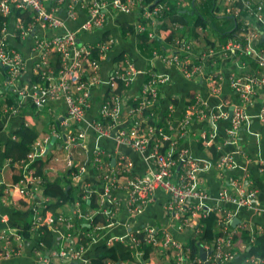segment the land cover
Wrapping results in <instances>:
<instances>
[{"label":"built area","instance_id":"obj_1","mask_svg":"<svg viewBox=\"0 0 264 264\" xmlns=\"http://www.w3.org/2000/svg\"><path fill=\"white\" fill-rule=\"evenodd\" d=\"M211 1V0H210ZM77 0H0V14L11 17L18 9L30 10V21L24 25L21 19H15L12 33L20 37H26L34 33L36 29L50 30L48 36L34 35L31 52L35 56L32 72L35 75V83L31 88H25L20 82L21 73L25 67L22 54L8 43L9 35L7 21L0 28V66H6V85L16 96L14 103H7L4 98L0 99V116L17 113L25 103H32L35 108L42 109L50 101H62L65 106V116L60 124L66 129L64 134L67 144L78 141L84 145L87 133L94 135V144L91 147V167L100 173V198L98 208L74 209L72 212L84 219L90 226L92 216L101 211L105 222H96L91 228L83 231L89 237L86 244H78L72 239V233L61 231V227L70 228L72 218L61 215L41 218L36 214L31 221V229L35 230L39 225H48L52 230L62 233L64 243L58 248L45 249L38 242L37 254L41 264H52L56 259L64 262L78 261V264H91V258L84 255L89 243L97 240L99 230L111 226L117 220L118 200L117 192L124 194L123 202L130 216H136L152 201L155 200L156 192L161 190L166 194L164 209L169 221L177 231H188L190 235H197L201 228L198 221L209 212L216 215L215 237L200 246L206 251L205 259L199 254H192L186 241L172 236L168 231L154 225H144L134 231L120 235H112L101 242L111 243L120 241L134 250L136 256H140L138 247L141 240L158 246L165 253L169 263L164 264H218L231 260L235 251V229L230 228L231 221L240 208L256 211L255 203L257 188L246 189L248 184L247 174L239 176H225L224 172L237 167L235 156L240 155L246 161V151L239 146L238 136L242 124L247 120V107L255 98L264 95V0H212L210 3V17L212 19L232 18L236 31L235 37H230L223 42H213L206 49L197 51L194 60L191 53V42L184 38H173L175 50L168 57L159 55L169 64L174 65L184 77L192 78L200 75L204 78L206 86L216 92L221 87V81L228 80L234 100L230 102L232 113L227 127V143L234 145L233 150L220 152L211 163L194 157L186 147L180 146L179 142L189 130L191 117L206 115L204 110L205 100L195 95L194 103L187 106L186 112L176 120L174 130L165 133V125L156 126L149 123L156 118L154 107L157 99L159 86L166 82L167 76L150 69L139 70L126 55H119L120 59L114 60L113 67L107 78L99 76L100 61L113 47L115 40L112 36L105 37L96 42L78 43V33L83 30H91L102 26L105 19V8L120 10L125 13L132 9L136 10L137 21L133 23L134 33L146 31L149 38L155 37L156 29L148 28L149 24L157 22V19L167 18L166 13L171 10L166 1L155 4L156 1L147 5L142 0H87V18L75 29L66 28L63 19L58 15L61 8H66L67 16L73 18L75 11L73 4ZM171 25L180 27V23L173 21ZM208 25V24H207ZM199 31L200 27L197 28ZM210 26L203 29L209 31ZM218 46H215L216 44ZM214 44V45H213ZM180 51V52H179ZM93 52L96 57H92ZM153 55L159 52L152 50ZM58 59V65L55 60ZM221 60L233 65L225 76ZM226 63V64H227ZM145 72L146 79L141 84L140 94L136 96L130 105V111L138 113L128 128H114L117 124L118 105L123 100L128 87L135 80L136 75ZM118 81L122 84L120 92H115ZM101 84H106L108 95L99 105L98 116L86 118V111L90 106L91 90ZM106 90V91H107ZM127 98H125L126 100ZM147 111L144 115L143 111ZM225 117L226 111L219 105L216 111L209 113L210 122L219 117ZM257 117L264 121V96ZM163 123V122H162ZM75 124L74 126H71ZM79 128L76 129V125ZM12 138H16L13 134ZM111 137L117 143L126 144L144 156L151 162L148 171L138 174L133 170L132 162L125 154L117 153L114 166H110L102 157L103 150L99 145V138ZM167 140V146L163 142ZM222 146H219L221 148ZM1 151V149H0ZM43 146L40 139H35L26 157L21 161L28 164L25 174L19 179L14 187L15 192L24 196H33L37 192L42 179L35 174L33 162L42 155ZM10 162V159H7ZM70 164L71 182L78 185L81 198L85 200L91 196L94 189L90 181L84 177V164ZM264 163V161L260 162ZM219 170L218 176L223 180L214 202L209 203L208 193L199 183V172L210 165ZM1 186V184H0ZM114 192H112V191ZM44 200L48 197H43ZM75 203L74 208L77 207ZM233 204L235 209L229 208ZM241 231L248 230L250 241L256 234L264 235V223L254 224L249 220H242L237 225ZM9 228L0 231V255L7 257L18 254L20 246L13 242L20 240L22 235L17 231L8 233ZM143 234V239L138 234ZM37 236L38 234L35 233ZM77 239V238H76ZM158 250V249H157ZM158 250V252H160ZM0 256V257H1ZM246 262L252 264H264L262 258L246 255ZM102 264H127L125 261L113 262L105 259Z\"/></svg>","mask_w":264,"mask_h":264},{"label":"crops","instance_id":"obj_2","mask_svg":"<svg viewBox=\"0 0 264 264\" xmlns=\"http://www.w3.org/2000/svg\"><path fill=\"white\" fill-rule=\"evenodd\" d=\"M194 1V0H193ZM176 4L182 8L184 12L186 8H190L192 0H176ZM196 5H200L201 0L194 1ZM172 6V3H170ZM75 16L73 18L67 16L66 8H61L58 11V15L63 19L66 28L75 29L87 18V0H77L76 4H73ZM105 19L101 27L91 30L79 31L77 42L78 43H91L96 42L105 37L112 36L115 40L111 50L107 52L104 58L100 61L99 76L101 78H107L110 70L113 67V62L119 55H126L137 66L139 70L150 69L152 71L162 73L167 76L165 83L161 84L158 89L157 99L154 107V112L157 115L156 118H163L166 127L174 130L175 122L180 118L187 110V106L194 103L195 95H199L204 98V110L206 115L198 116L196 113L192 115L189 130L187 135L180 140V146L186 147L188 151L196 158L202 160H208L211 163L220 152L231 151L234 148L232 143H227L222 146L227 140V127L229 125L228 112L230 102L234 100V95L231 92L227 78L221 81V87L216 92H212L205 84V80L200 75L192 78H187L182 75L174 65L164 62L159 55L168 57L173 50H175L172 43L173 38H186L191 44V53L193 55L196 52L206 49L209 46L206 43L204 33L202 37L196 34H191L186 30V27L180 24V27H173L171 23L173 21L159 20L153 24H149L148 28L151 30L156 29L157 39L159 44L157 50L161 53L153 55L152 50L147 54L146 51L140 47L137 40V34L134 32H128L126 27L133 25L137 21L136 10L132 9L130 12L125 13L120 10H111L105 8ZM211 20V17L209 18ZM178 21V20H176ZM214 22L219 23L221 26L227 25L230 28L233 25V19L227 18V23H224L222 19H214ZM165 22V23H164ZM15 23L14 17L7 19L8 30L12 33V26ZM182 23V22H181ZM166 24L167 27L162 28V25ZM198 28V27H197ZM196 28L195 32L201 34ZM171 30H177L181 32V35L177 34L172 36V40L169 41L167 36ZM52 33L50 30L36 29L34 33H30L26 37H17L13 33L9 35L8 43L15 47L23 56L25 60V67L21 73L20 82L25 88H31L35 83V75L33 74V63L35 56L31 52L30 48L33 42L34 35L48 36ZM193 33V31H192ZM105 35V37H103ZM215 41L216 36H211ZM224 41V40H223ZM216 40L217 43L223 42ZM216 44V43H215ZM220 44V43H219ZM216 44L215 46H218ZM214 45V44H213ZM160 47H163L160 49ZM180 52V51H179ZM227 61L221 60L219 68L222 67V71L225 76L229 73L233 65L226 64ZM5 71V70H4ZM140 72L136 75L135 80L128 87L126 94L122 95L123 100L118 105L117 111V128H128L135 115L138 113L131 112L130 108L133 99L140 94L141 84L146 79L145 72ZM6 75L0 74V99L4 98L2 92L6 87ZM106 84H101L91 90L90 106L86 111V118H93L98 116L99 105L103 99L107 96ZM10 89V88H9ZM12 95V94H11ZM255 98L254 102L247 107V120L242 124L239 130L238 144L246 151L247 158L250 161H246L240 155H236L237 167L229 169L224 172L225 176H239L247 174L248 184L246 189L255 187L256 197L255 203L258 206L256 211L246 208H240L230 224L231 229H235L234 237V257L226 262H220L218 264H252L246 262V247L242 241V231L237 228V225L242 220H249L254 224L264 223V121H261L257 117V113L261 107V102L264 95ZM125 98H127L125 100ZM219 105L226 111V116L219 117L216 121L210 122L209 113L216 111ZM65 116V106L62 101H50L44 108L36 109L32 107L30 103L25 102L20 110L15 114H3L1 115V128H0V231L4 228L8 229V233L19 232L18 226L24 225L32 221L33 217L38 214L41 218L52 216L53 211L49 207H46L41 192V186L44 179L38 175L42 182L38 186L37 192L33 196H24L15 192L14 187L19 183V179L25 174L28 164L14 161L9 162L3 153L4 146L9 138L17 131V129L26 125L36 130L37 135L35 139L42 141L43 153L39 156L45 161L43 177L47 179H53L57 176H68L70 182L71 177L69 174L70 163L72 164H84L87 159L89 163L85 166L84 177L90 181L92 189L95 190L92 194L96 196V203L100 198L99 176L100 173L91 167L90 159L92 156L91 147L94 144V135L92 132L87 133L84 145H80L77 140L67 144L65 140L66 129L60 124L61 119ZM72 124L71 126H74ZM79 125H76V129ZM171 130L167 129L168 132ZM34 139V140H35ZM213 145L217 154L213 156L210 145ZM99 145L103 150L102 157L112 167L117 160V153L125 154L132 162L133 170L138 174H144L150 167L151 162L144 159V156L127 146L126 144L117 143L111 137L99 138ZM219 146H222L219 148ZM37 159V158H36ZM34 163V162H33ZM35 171V168H34ZM219 170L213 164L208 168L199 172V183L208 193V202L212 203L216 199L217 192L222 187L223 180L218 176ZM16 183V184H15ZM72 193L76 197L80 191L78 185L71 182ZM112 191V190H111ZM114 192V191H112ZM91 194V195H92ZM118 200V212L117 220L111 226L101 229L97 232V240L87 245L84 255L87 258H92L95 255L94 247L97 243L104 241L112 235H120L129 231L139 229L144 225H154L159 228H163L168 231L172 236L182 241H187L190 236L188 231H177L169 221L167 212L164 209V202L166 200L165 192L159 190L156 192L155 200L150 202L141 213L136 216H130L126 207L124 206L122 192H117ZM46 198V197H45ZM49 199V198H48ZM88 201V200H86ZM78 197L73 203H64L57 208L56 213L72 218V211L74 209H87L89 206H84L78 203ZM229 208L234 210L233 204L229 205ZM65 226L61 227V231H65ZM53 230V245L64 243V237L62 233ZM15 244L20 246V252L18 254L9 255L7 257H0V264H41L38 259L37 246L38 236L32 232L30 238H21L20 240H14ZM0 241V245H1ZM66 262L56 259L52 264H65Z\"/></svg>","mask_w":264,"mask_h":264},{"label":"trees","instance_id":"obj_3","mask_svg":"<svg viewBox=\"0 0 264 264\" xmlns=\"http://www.w3.org/2000/svg\"><path fill=\"white\" fill-rule=\"evenodd\" d=\"M147 5H150L153 3V0H142ZM163 1L168 2L169 4L172 3V6L170 4L171 10L166 13L168 20L170 21H176L179 22L182 26L186 27V30L190 31V33L199 35L202 37V33H204V40H206V43L208 45H211L213 42H215L217 39L219 41L226 40L230 37L236 36V31L234 28H228L227 25H220L221 22H214L210 18V0H201L200 5H196V3L192 0V5L190 8H186L183 12L178 4H176V0H158L155 4L162 3ZM214 1V0H213ZM199 2V0H198ZM12 17H15V19H21L23 24L26 25L31 19H30V10L20 11L16 9L12 15ZM9 17H4L0 14V28L2 27V23L4 21H7ZM159 20H165V18H161ZM224 23H227V17L222 19ZM182 22V23H181ZM165 23V22H164ZM208 24V25H207ZM208 26L211 27V29L206 32H203L204 28H207ZM167 27L166 24L162 25V28ZM201 28V34H197L195 32L196 28ZM128 32H133L134 26L130 25L126 27ZM184 30V29H183ZM181 30V32H183ZM193 31V33H192ZM181 32H178L177 30H171L167 36L168 40L171 41L172 36L174 35H181ZM19 37L18 35H16ZM211 36H216L217 38L215 41L212 40ZM105 37V35L103 36ZM203 38V37H202ZM137 40L139 46L146 51L148 54L152 48H159L158 45L159 41L157 39V35L155 37L149 38L146 31H142L140 33H137ZM163 47H160L162 49ZM92 57H96V53L93 52ZM118 56L116 57V60L120 59ZM56 64L58 65V59L55 60ZM3 73L6 75V72L3 70V67L0 66V74ZM122 89V84L120 81H118L117 86L115 88V92H120ZM108 90L106 91V94L108 95ZM12 94V95H11ZM2 95H4V99L7 103H14L16 96L13 94L12 90L9 89L8 86L4 87V90L2 92ZM134 104V101L131 102ZM192 103V101L190 102ZM32 107H35L32 103L30 104ZM144 115L147 113V111H143ZM163 122V123H162ZM149 123H154L156 126L160 124H164V119H151L149 120ZM2 122H1V116H0V128H1ZM168 127L165 125V133H167ZM37 132L36 130L26 126L22 125L20 126L17 131L15 132L16 138H9L4 146L3 153L5 155L6 159H10V162L14 161H21L23 158L26 157L27 152L31 149V144L36 138ZM164 146H167L168 141L165 140L163 142ZM210 150L215 156L217 154L215 147L211 144ZM44 166L45 161H43L39 156L37 159L34 160L33 167L35 168V173L40 175L44 181L41 186V192L45 197H48L49 199L44 200L46 203V207H49L53 211V216H58L56 213V210L58 207H60L64 203H73L74 200L78 197V201L80 204L84 206H89L90 208L97 209L98 205L96 203V196L92 194L88 201L82 200L81 195L82 193L79 191L78 195L74 197L72 193L73 186L71 185V182L68 178V176H57L53 179H47L43 177L42 173H44ZM70 171V169H69ZM105 222L104 215L101 214V211L95 212V214L92 216V220L90 222V226L86 225L87 222L84 221V219L77 216V213H72V220L71 223L73 224L72 227L67 228V231L71 232L72 239L78 243V244H86L89 241V237L85 236L83 231L88 230L91 228V225H93L96 222ZM31 221L18 226V233L22 235L23 238H30V235L32 232L38 234V241L42 243L45 249H54L58 248L61 244L53 245V230L52 227L48 225H39L35 230H30ZM198 226H200L201 231L197 235H190L187 238V245L189 246L191 253L199 254V247L202 246V244L206 242H210L215 235L216 232V215L214 211L209 212L206 216L201 217L198 221ZM140 238L143 239V234H138ZM77 238V239H76ZM242 241L245 244V246H248V249L246 251V255H253L259 258H262L264 260V235L263 234H256L254 236V239L250 241V234L248 230L242 231ZM138 250L141 251L140 256H136L134 253V250L129 248L127 244H124L120 241H113L111 243L106 242H100L97 243L94 247L95 255L91 258V264H102L105 259H110L113 262H120L125 261L127 264H164L169 263L170 260H166L165 253L160 251L158 246L152 245L150 243L145 242L144 240H141ZM63 244V243H62ZM160 252H158V250Z\"/></svg>","mask_w":264,"mask_h":264},{"label":"water","instance_id":"obj_4","mask_svg":"<svg viewBox=\"0 0 264 264\" xmlns=\"http://www.w3.org/2000/svg\"><path fill=\"white\" fill-rule=\"evenodd\" d=\"M155 1H158V0H155ZM3 67V70H6V66H2ZM231 113H232V106L229 107V112H228V118H230L231 116ZM236 219H233V222L235 221ZM248 249V248H247ZM199 255L201 257V259H205V256H206V251L203 250V248L199 247ZM79 262L78 261H68L66 262L65 264H78ZM204 264H208L207 262H205Z\"/></svg>","mask_w":264,"mask_h":264},{"label":"rangeland","instance_id":"obj_5","mask_svg":"<svg viewBox=\"0 0 264 264\" xmlns=\"http://www.w3.org/2000/svg\"><path fill=\"white\" fill-rule=\"evenodd\" d=\"M207 32V31H206ZM30 230H32L31 228H30Z\"/></svg>","mask_w":264,"mask_h":264}]
</instances>
